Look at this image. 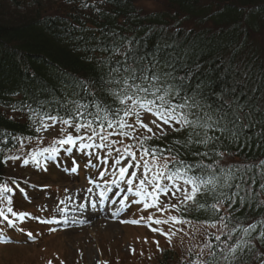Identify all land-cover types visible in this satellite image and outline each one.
I'll list each match as a JSON object with an SVG mask.
<instances>
[{
	"label": "trees",
	"instance_id": "16d2710c",
	"mask_svg": "<svg viewBox=\"0 0 264 264\" xmlns=\"http://www.w3.org/2000/svg\"><path fill=\"white\" fill-rule=\"evenodd\" d=\"M39 1L0 0V188L7 187L13 179V169L8 166L12 157H22L21 163L44 148L54 147L55 142L44 144L45 137L37 131L46 115L67 118L68 111L75 107L73 102L90 105L94 101L111 109L121 107L102 88L103 81L108 79L109 56L102 49L113 44L112 33H116L117 45L123 38L136 41L133 54L149 60L154 54L159 56V50L167 44L164 51L176 61L174 75L189 74L185 84H199L203 102L213 109L219 106L221 93L248 105L244 111L252 115L242 123L252 126L240 129L238 139L226 133L221 141L207 148L193 146L192 150L204 152L214 148L229 153L223 158L210 155L204 162L219 160L225 171L231 166L237 176L255 177L257 183L252 184V189L260 192L264 173L260 163L264 161V36L259 42H254L253 37L264 29V0H164L167 11L148 13L136 7L135 0H86L90 5L87 8L81 6L82 0H51L57 6L46 10L36 7ZM101 59L103 65L98 62ZM160 63L163 64V58ZM81 84H86L87 90H82ZM229 89H235L231 97ZM88 110L96 111L92 107ZM208 134L221 135L219 131ZM24 137L41 141L43 147L24 148V153H20ZM186 137L187 131H172L163 138L145 141L143 147L163 150L157 152L160 158L176 155L179 149V158L191 163L200 157L185 154L186 149L174 144ZM169 148L172 152L167 151ZM242 165L247 167L241 168ZM220 191L230 194L235 189L213 191L209 186L204 195L198 194L195 203L183 205L179 217L209 225L217 222L224 213H214L208 206L216 203ZM261 200L264 196L253 199L249 194L247 204L234 205L239 210L234 212L229 226H247L264 220ZM197 204L206 207L198 209ZM261 231L264 227L257 224L251 237L252 250L245 249L246 264H260L264 242L256 237ZM218 234L220 230L212 231L204 242V246L212 244L217 253L212 264H224L220 259L223 245L215 240ZM233 235H239V229ZM226 239V235L221 236L222 241ZM228 243H235V239ZM205 250L202 261L210 259V249ZM162 254L164 260L157 264H170L174 256L168 257L166 251Z\"/></svg>",
	"mask_w": 264,
	"mask_h": 264
},
{
	"label": "snow or ice",
	"instance_id": "6c2138e0",
	"mask_svg": "<svg viewBox=\"0 0 264 264\" xmlns=\"http://www.w3.org/2000/svg\"><path fill=\"white\" fill-rule=\"evenodd\" d=\"M82 7H90L86 0H82ZM99 11V9H97ZM118 34L112 33L113 44L106 46L102 49L103 52L109 53L108 65H107V80L102 83V88L108 90L112 96L114 102H118L121 107L115 109L108 108L102 104L95 103L94 101L90 105L75 103V107L68 111L67 118H61L59 116L46 115V119L51 121L54 125L59 122L62 125L72 127L77 133L83 131L82 135L73 136L71 132L55 141L60 146L74 143L76 140L87 139L92 141L93 138H97L100 141H108L109 137L118 135L126 137L128 139H136L132 133L139 129L145 130L151 135L141 136L140 151L142 155L139 159L136 157V153L132 150L131 145H124L123 152L120 149H112L108 144H101V147L109 148L111 151H116L117 157L123 159L125 155L131 157V161H126L124 166L118 167V179L124 181L129 187L127 191H132V187H143L146 183L152 185V190L148 195L153 198V203L158 201L157 193H163L165 195H171L175 197L177 193H180L183 197L181 203H187L188 201L196 202L197 196L204 195L209 186L215 191L217 188L233 190L230 194L226 191H220L216 197V203L208 206L214 213H221L219 220L211 224V227H216L217 223L220 225V234L215 235V240L223 245L220 251V259L224 261V264H246L243 257L248 254V251L252 250L251 237L252 232L256 230L257 224L264 227V220L249 223L247 226H242L239 223L235 227H230L231 221L235 218L234 212L238 211V208H234V205H245L248 203L249 194L254 199L256 196H264V173L261 174V180L259 183L260 192H254L252 184L257 183L255 177H247L243 174L237 176L236 172L232 170L230 166L227 171L220 165L219 160H213L212 163H205L204 158L212 156H219L223 158L229 153L217 152L215 149L209 151L200 152L198 150H192L193 146L208 147L209 144H215L222 140V137L226 133H231L234 139H238V132L245 127H251V124L242 123L243 120H248L252 113L245 112L244 109L248 105H241L237 101H233L230 98H226L224 93L219 94V106L215 109L211 105H207L203 102L200 85L192 87L190 84H185V80L189 74L185 76H175V63L172 56L169 55L164 49L169 46L164 45L163 49H160V55H153L152 59H148L146 56L134 55V45L136 41L127 40L123 38L119 45L115 43L116 36ZM126 41V44H125ZM116 56H120V59H116ZM163 58V64L160 63ZM147 61V62H145ZM102 65L103 59L98 61ZM171 69V70H169ZM169 81H175V83H169ZM108 85H114V89H108ZM86 84H81L82 90H87ZM189 92L191 94H189ZM235 94V89H229V97ZM89 107L95 108L96 111H89ZM67 110V109H66ZM143 114H151L154 117L150 121L151 125H154L158 132H154L153 128L149 124L144 123L142 119ZM133 117L135 124L128 123L127 118ZM42 126L47 129L51 125L43 124ZM167 129H171L174 132L187 131V137L184 141L176 140L174 144L180 145L186 149L185 154H190L192 157H200L199 160L194 162H187L180 159L181 153L179 149L176 150V155L163 157L164 163L162 170L152 172V179L148 180L147 173L151 172L149 167V160L144 157H151L153 162L160 159L157 156V152L163 150L157 148H144L143 144L147 140L153 138H163L167 135ZM119 129V131H117ZM127 129V130H125ZM111 130V131H109ZM39 132L40 129L37 128ZM63 131V128L61 129ZM209 131L221 133L220 136L209 135ZM118 141H111L112 144ZM123 143V141H119ZM91 146V145H84ZM168 152H172V149H167ZM57 148L50 147L40 150L38 153L32 155V159L39 163L38 156H43L47 153L49 157L56 154ZM11 159H17L12 157ZM108 157H105L107 161ZM119 159H116L110 167H117L119 165ZM24 163H28L27 160ZM264 165V161L260 162ZM129 164L132 168L142 167V173L130 170ZM169 165H172L170 168ZM247 166L242 165L241 168ZM236 171H240L237 169ZM101 177H106V172L101 171L99 173ZM117 175V173H113ZM133 177H139V185H134ZM171 182V187L168 184H162L160 181ZM249 181H251L249 183ZM105 184H115L116 181H109L105 179ZM9 189L5 186L0 188V193H7ZM91 191V189H89ZM243 193V195H241ZM143 195V193H141ZM8 203L11 204V197H8ZM123 203V201H121ZM260 204L264 205V200L260 201ZM151 205L145 204V207ZM251 206L250 204L248 205ZM171 207H176L172 205ZM205 204H197L198 209H204ZM158 211H164L163 208H158ZM7 213L12 218L24 220V218L30 214L18 213L13 211L12 207L7 208ZM0 218L9 227H15V219L10 218L5 211L0 210ZM152 220V217H149ZM173 222L179 221L177 217H171ZM130 223H139V221H129ZM154 223H167V221L154 220ZM239 229V235L234 237V233H237ZM152 231H160L158 228H152ZM21 231H23L21 229ZM167 235L166 233H162ZM28 237L32 236V233H27ZM226 235L228 239L221 240V236ZM244 237L250 239L245 240ZM235 239V243L229 244L228 240ZM256 239L264 242V231H261ZM209 251L210 259L208 261H200L199 264H212V260L216 257V251H213V245H205ZM247 248L248 251L245 249ZM260 264H264V252L259 254ZM51 264V262H49Z\"/></svg>",
	"mask_w": 264,
	"mask_h": 264
},
{
	"label": "rangeland",
	"instance_id": "374dc122",
	"mask_svg": "<svg viewBox=\"0 0 264 264\" xmlns=\"http://www.w3.org/2000/svg\"><path fill=\"white\" fill-rule=\"evenodd\" d=\"M51 2L53 1L40 0L36 7L46 10L51 5H55ZM21 4L25 6L23 2ZM135 6L143 13L167 11L164 0H135ZM263 36L264 29L253 37V41L259 42ZM142 119L153 128L154 132H158V129L150 124V121L154 119L151 114H143ZM127 121L135 124L133 117H128ZM43 124L51 125L47 129L42 126V123L38 126L39 136L45 137L44 144L55 142L69 132L73 136L83 134V131L77 133L72 127L59 122L53 125L46 118L43 119ZM62 128L63 131H61ZM137 129V132L132 133L136 139L114 135L109 137L108 141H100L95 137L92 141L76 140L71 144L74 147L69 150V155L65 152V148L70 144L59 147L57 151L60 150L61 153L57 155V159L60 158L58 161L65 163L63 165L67 170L72 164H76L80 178H77L75 174L64 172L62 164L52 162L46 153L42 157L38 156L39 163L35 162L27 169L19 163L22 157L18 161L10 159L12 163L8 166L13 169V176L26 179L27 181L24 182L31 183L30 185L24 183V192L19 193L20 196L12 200L13 211L30 215L22 221L19 220V224H15V227L10 229L0 227V236L5 235L10 238L0 242V264H49V262L51 264H157L164 260L162 254L164 251L168 253V257L174 256L172 260H169L170 264H199L203 255L206 254L204 242L208 239L207 235L212 231L218 232L219 225L211 227L209 224L179 218L177 212L183 208L184 204L181 203L183 197L180 193L173 197L170 194L158 192V201L154 204L152 196L148 195L152 190L151 184L146 183L139 188L133 186L132 191H127L129 186L124 183L123 196L128 199L125 201V210L117 215L114 214L113 217L96 216L91 218L89 223H78L73 226L61 222L63 210L70 205L77 208L78 204L87 195L89 196L92 185L87 181L90 179L84 178L89 161H95L97 167L101 166L102 169H88L94 174L91 175L92 178L101 181L105 179L112 181L113 173L118 170V167L124 166L126 161H131L132 158L127 155L119 159L116 151L109 153V148L101 147V144H108L112 149H120L121 152L124 145H131L137 159L140 158L142 152L139 139L141 136L151 134L139 129V126ZM166 131L172 132L167 128ZM111 141L118 142L112 144ZM87 142L90 143L91 150L88 155L84 154L80 158L81 147ZM20 144L21 153H24V148L37 149L40 145L43 147L41 141H32L27 138L22 139ZM105 157H108L107 161ZM116 159H119V165L110 167ZM144 159L149 160L151 172L146 175L148 180H151V173L162 170L164 160L160 158L153 162L151 157H144ZM15 164L18 165L16 166L18 171L14 168ZM128 166L130 170L138 173L143 171L142 167L132 168L131 164ZM101 171L106 172V177L99 175ZM115 181L116 184H120L117 179ZM160 182L171 187L169 181ZM133 183L138 186L139 177H133ZM109 187L111 188L112 184ZM146 203L151 206L145 207ZM188 203L189 201L186 204ZM172 205L176 207H171ZM158 208H163L164 211H158ZM72 213H74L73 210ZM72 215L75 217V214ZM173 216L182 222H173L171 220ZM149 217H152V220ZM131 219H136L140 224L130 223ZM154 220L167 221V223L157 224L153 222ZM152 228H158L160 231L154 232ZM27 233H32V236L28 237Z\"/></svg>",
	"mask_w": 264,
	"mask_h": 264
},
{
	"label": "bare ground",
	"instance_id": "6f19581e",
	"mask_svg": "<svg viewBox=\"0 0 264 264\" xmlns=\"http://www.w3.org/2000/svg\"><path fill=\"white\" fill-rule=\"evenodd\" d=\"M115 178V177H114ZM99 185V184H98ZM101 187H99V188H97V189H99V193L97 194V195H95V197L96 196H98V198H99V200L101 201V200H104L105 199V197H108V199L110 200L109 201V204H111V207H114L115 206V211L116 210H118V208H119V206H120V203L121 202H116V198H114V194H112L111 196H108V193L107 192H103L101 189L102 188H104V184H101L100 185ZM115 193V192H114ZM93 197H94V195H93ZM83 206L85 207L86 206V203L84 202L83 203ZM84 210H85V208H84ZM83 210V211H84ZM78 211V210H77ZM83 211H81V212H83ZM80 212V211H79ZM91 216H93V214H91ZM90 217H86V219L88 220Z\"/></svg>",
	"mask_w": 264,
	"mask_h": 264
}]
</instances>
